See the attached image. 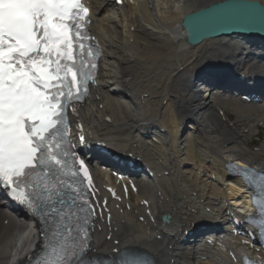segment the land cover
Returning a JSON list of instances; mask_svg holds the SVG:
<instances>
[{
  "label": "bare ground",
  "instance_id": "1",
  "mask_svg": "<svg viewBox=\"0 0 264 264\" xmlns=\"http://www.w3.org/2000/svg\"><path fill=\"white\" fill-rule=\"evenodd\" d=\"M221 1L225 0H134L133 4L125 2L120 8L123 25L113 50L117 72L109 73L108 76L121 84L124 92L133 99V106L130 103L112 100V95L106 89V82L103 81L104 76L99 74L93 85L94 94L89 102L81 107L83 110L81 109L80 117L101 141L112 145L116 150H126L138 143L139 148L136 151L146 158L156 147L153 143L144 145L140 142L142 136L144 137L143 133L164 129L166 134L157 133L154 136L155 140L151 142H160L162 139L165 142L166 156L162 166H171V174L177 182L172 177L162 178L160 174L169 169L168 167L162 169L154 162L160 170L156 171L157 179L152 183L159 185L165 192L153 206V212L157 214L156 222L146 225L143 232L130 214L125 212L123 217L117 210L113 213V232L111 234L107 232L103 240L96 237L94 250L112 249V241H106V237L112 235L114 240H121V246L129 245L135 246L136 249L151 250L159 264H170L172 261L174 264H191L196 258L201 257V254L195 251L192 252L194 257L192 260L188 258L186 261L184 257L181 258L184 251L175 242L176 238L182 235L183 231L180 234V228L183 225L191 227L193 223L208 220L207 216L210 215L203 212L204 209L210 208L217 213L214 215L219 217L221 215L219 209L227 211L234 205L244 203L242 195L246 196L247 193L235 186L228 187V193L223 187L220 189L218 185L212 186V192L207 199L214 203L203 201V196H197L194 201L192 195L178 188L181 186L180 181L191 183L188 175L192 170L207 168V172L213 171L217 181L224 186L227 175L223 174L218 165L225 172V164L237 158L248 162L259 160L264 163V152L261 156L244 146H235L241 140L240 136L225 128L215 113L218 106H223L227 110L231 109L240 118L255 117L258 123H261L264 122V104L243 106L235 99L223 97L222 91L218 90L221 88L215 89L212 96L207 97L205 93L202 97L194 80L202 70L220 71V74L226 76L238 69L250 71L252 68L264 78V66L258 64L256 59L253 60L254 52L241 40L211 39L190 47L182 37L180 23L185 15ZM250 1H258L264 5V0ZM100 13L101 8L92 9V17ZM106 21L110 22L108 19ZM95 37L103 44L104 39L98 32ZM101 104L104 106L103 109L99 108ZM115 111L117 116L114 115ZM106 113L112 114V124L105 122L108 117ZM185 120L195 121L196 134L182 133L180 122L183 123ZM251 131L255 132V129ZM183 143L185 144L182 145ZM223 143L230 145L228 149L223 147ZM202 147L212 154L211 164H208L209 158H200ZM154 156L156 155H152L153 160ZM182 157L184 159L181 160ZM194 160L198 161V164L193 166L189 161ZM186 166H193V169L183 171ZM196 180L198 181V177ZM205 186L206 184H203V187ZM136 196L138 202L143 197L152 199L154 197L152 186L144 183L141 194L138 192ZM1 202L0 200V264H16L17 259L25 258L30 251L38 247L39 231L38 228L30 227L29 223L19 216H9ZM220 203L221 206L218 207ZM189 207L197 211L193 218L188 213ZM166 213L172 215V222H176V227L164 229L160 225L159 216ZM4 221H8L7 227ZM228 228L226 225L225 229ZM159 235H164L168 242L167 247L156 240ZM209 239L220 242L222 236L217 234ZM170 247L172 250H169ZM185 253H188V250ZM209 259V262L195 261L194 264H228L226 260H220L221 254L211 253Z\"/></svg>",
  "mask_w": 264,
  "mask_h": 264
},
{
  "label": "snow or ice",
  "instance_id": "2",
  "mask_svg": "<svg viewBox=\"0 0 264 264\" xmlns=\"http://www.w3.org/2000/svg\"><path fill=\"white\" fill-rule=\"evenodd\" d=\"M87 14L80 0H0V185L33 215L55 214L56 220L50 222L61 237L58 247L38 264H69L82 255L88 238L81 239L86 230L79 221L87 217L79 213L95 211L88 194L73 189L72 183L54 191L45 184L50 204L39 193L26 191L33 186L29 178H57L53 165L60 171L67 167L66 157L71 154L67 102L73 99V89L79 99L80 69L93 55L84 43L89 36L81 30ZM77 48L79 65L74 57ZM83 89L87 90L86 84ZM80 170L87 178L83 160L71 175L78 176Z\"/></svg>",
  "mask_w": 264,
  "mask_h": 264
},
{
  "label": "water",
  "instance_id": "3",
  "mask_svg": "<svg viewBox=\"0 0 264 264\" xmlns=\"http://www.w3.org/2000/svg\"><path fill=\"white\" fill-rule=\"evenodd\" d=\"M186 41L195 46L223 36H264V6L258 1L226 0L186 15Z\"/></svg>",
  "mask_w": 264,
  "mask_h": 264
},
{
  "label": "rangeland",
  "instance_id": "4",
  "mask_svg": "<svg viewBox=\"0 0 264 264\" xmlns=\"http://www.w3.org/2000/svg\"><path fill=\"white\" fill-rule=\"evenodd\" d=\"M96 6H99V4H97ZM95 8H97V7H94V10H95ZM107 19L110 20V22H107L106 21ZM104 21H106V22H104ZM96 24H97L98 31L102 35V39L104 38V42H105V58L103 59V63L101 66L102 67L101 74H102V76L105 77V79L107 80L106 83L109 85V83H111V80H110V77L108 76V74L113 73L115 71L117 72V70H116L117 66L115 65L116 61L114 60L115 58H114L113 50H114V45L117 44V42H118L117 36L120 35L121 30H122L121 26L123 25V18H122V15L120 12L114 10L111 7V5H109L97 17ZM116 25H118V27ZM116 32H117V34H116ZM118 32H119V34H118ZM152 41H155V40H152ZM108 90L111 91V88H108ZM120 97L121 96H115V99L118 100ZM111 99L113 100L114 97L111 96ZM224 110L226 111L230 121L241 122V119L239 118L240 116L237 115L235 112H233L231 109L227 110L224 108ZM253 118L255 119V117H253ZM254 119H250L249 121H246L243 124H245V126L247 124L253 125ZM253 144L255 146H263L264 145V136L262 133L259 136H257L255 134L254 139H253Z\"/></svg>",
  "mask_w": 264,
  "mask_h": 264
}]
</instances>
